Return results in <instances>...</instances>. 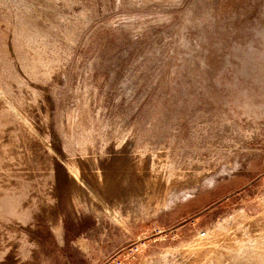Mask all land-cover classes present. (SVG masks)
Returning <instances> with one entry per match:
<instances>
[{
	"label": "rangeland",
	"instance_id": "1",
	"mask_svg": "<svg viewBox=\"0 0 264 264\" xmlns=\"http://www.w3.org/2000/svg\"><path fill=\"white\" fill-rule=\"evenodd\" d=\"M0 264H264V0H0Z\"/></svg>",
	"mask_w": 264,
	"mask_h": 264
},
{
	"label": "built area",
	"instance_id": "2",
	"mask_svg": "<svg viewBox=\"0 0 264 264\" xmlns=\"http://www.w3.org/2000/svg\"><path fill=\"white\" fill-rule=\"evenodd\" d=\"M199 235H200V237H205L206 233L204 231H202Z\"/></svg>",
	"mask_w": 264,
	"mask_h": 264
}]
</instances>
